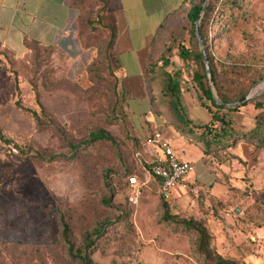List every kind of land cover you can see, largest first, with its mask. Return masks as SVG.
Returning <instances> with one entry per match:
<instances>
[{
	"label": "rangeland",
	"instance_id": "rangeland-1",
	"mask_svg": "<svg viewBox=\"0 0 264 264\" xmlns=\"http://www.w3.org/2000/svg\"><path fill=\"white\" fill-rule=\"evenodd\" d=\"M221 7L220 2L208 26L205 48L208 68L218 75L219 87L212 89L217 100L222 94L238 108L219 116L249 131L261 112L254 103L264 104V0ZM77 25L74 59L37 45L20 55L0 48V264H81L62 241V219L78 248L87 233L108 224L93 264H205L197 235L182 224L192 219L204 223L216 255L236 264H264V246L246 239L259 222L245 220L248 212H264V150L260 155L258 148L238 144L207 157L216 180L167 204L175 221H166L160 184L149 173L161 155L154 132H143L144 123L121 113L116 91L121 84L115 63L107 59L104 33L80 31ZM190 30L183 16L163 50L172 63L167 71L182 81L189 117L202 125L212 119L207 108L217 109L207 100V108L201 105L191 72L179 58V47L191 46ZM152 92L158 100V91ZM244 96L247 105L239 107ZM158 105L159 100L157 120L167 126ZM100 129L114 143L82 147L72 158L71 145ZM130 177L137 178L139 195ZM134 196L136 205L130 202Z\"/></svg>",
	"mask_w": 264,
	"mask_h": 264
},
{
	"label": "crops",
	"instance_id": "crops-1",
	"mask_svg": "<svg viewBox=\"0 0 264 264\" xmlns=\"http://www.w3.org/2000/svg\"><path fill=\"white\" fill-rule=\"evenodd\" d=\"M109 1L117 23L114 54L120 65L118 77L127 95L130 120L144 123L143 132L160 133L181 161L195 165L194 186L208 188L216 176L207 170V157L201 145L186 136L180 138L181 133L157 120L154 108L158 100L154 93L150 95L146 80L150 61L165 52L163 45L183 22L191 0ZM75 3L76 0H0V48L20 55L30 45H37L76 58L79 47L74 25L79 22L80 11ZM239 145L258 148V154H263L264 148L254 143ZM191 153H196L197 158L193 159ZM246 219L259 222L246 239L257 240L259 246H264V212H248Z\"/></svg>",
	"mask_w": 264,
	"mask_h": 264
},
{
	"label": "trees",
	"instance_id": "trees-1",
	"mask_svg": "<svg viewBox=\"0 0 264 264\" xmlns=\"http://www.w3.org/2000/svg\"><path fill=\"white\" fill-rule=\"evenodd\" d=\"M220 2L221 8L223 6L229 8V6L231 7L239 3V0H209L204 13L205 0H191L188 8L184 12V19L191 26V46L188 48L186 46L179 47V58L191 72L192 81L200 93L199 101L201 105L207 108L205 104V100H207L217 109V112L214 113L210 108H207L212 115L209 123L198 125L189 117L183 104L182 81L179 76L175 77L167 71L172 63L165 52L150 61L146 72L147 85L152 91L157 90L159 93V105L157 108L165 112L166 125L189 139H194L201 145L206 157L216 155L218 151L228 147H236L240 143H254L258 147L264 148V104L259 102L254 103L256 108L261 112L256 116L254 128L249 131L236 129L231 126L230 122L226 120V117L219 116L225 110L237 112L238 108L230 107L231 101L222 94H219L218 100L215 98L212 88L219 87L217 71L211 69V79H208L203 53L198 44L196 33L198 30L202 44L206 48L209 40L208 26H210L212 19H216L214 14ZM75 5L80 11L78 22L79 30L81 31V29L85 28L88 33H104L107 59L115 63V70L118 73L120 65L118 58L114 54V45L117 38V23L115 16L110 11V1L76 0ZM79 35L80 33L78 32ZM79 40L82 43L80 38ZM117 80L121 84V92L118 93V90H116L120 97L119 108L121 109V113L123 114L124 112V116L128 117V99L126 98L123 81L119 77ZM239 101H243V104L239 107L247 105L245 96ZM216 123L221 124V128H217L215 126ZM103 143H114V139L107 130L100 129L91 133L88 140L77 145H71L73 151L72 158L78 154L82 147H93ZM55 159L56 156H52L50 161ZM110 201L111 197L108 202L110 203ZM239 208L242 209L241 205L236 206V209ZM165 220L175 221V218L170 215L167 203ZM182 224L186 229L197 235V251L199 256L205 261V264H236L216 255L211 250V237L204 223L192 219L184 220ZM106 227H108V224H103L92 233H87L83 245L78 248L71 237L70 225L65 219H62V241L66 245L69 257L81 264H93L92 256L97 249L99 238L103 235Z\"/></svg>",
	"mask_w": 264,
	"mask_h": 264
},
{
	"label": "built area",
	"instance_id": "built-area-1",
	"mask_svg": "<svg viewBox=\"0 0 264 264\" xmlns=\"http://www.w3.org/2000/svg\"><path fill=\"white\" fill-rule=\"evenodd\" d=\"M162 151V158H159L149 167V173L158 180L160 184V195L165 203L173 204L178 196L191 191L194 186L195 165L181 161L175 154V150L160 133L153 138ZM130 186L139 195L140 186L136 177L129 178ZM132 204L138 203V196L130 198Z\"/></svg>",
	"mask_w": 264,
	"mask_h": 264
},
{
	"label": "water",
	"instance_id": "water-1",
	"mask_svg": "<svg viewBox=\"0 0 264 264\" xmlns=\"http://www.w3.org/2000/svg\"><path fill=\"white\" fill-rule=\"evenodd\" d=\"M208 1L209 0H205V5H204V10H203V13H204V11H205V9H206V6H207V3H208ZM202 13V14H203ZM197 40H198V44H199V46L201 47V49H202V53H203V57H204V63H205V66H206V72H207V74L209 75L210 74V70H209V68H208V57H207V54H206V51H205V48H204V46H203V44H202V41H201V37H200V35H199V32H198V30H197ZM249 99H245V101H248ZM239 209H237L236 210V213H239Z\"/></svg>",
	"mask_w": 264,
	"mask_h": 264
}]
</instances>
